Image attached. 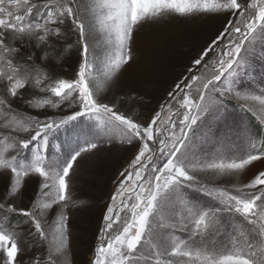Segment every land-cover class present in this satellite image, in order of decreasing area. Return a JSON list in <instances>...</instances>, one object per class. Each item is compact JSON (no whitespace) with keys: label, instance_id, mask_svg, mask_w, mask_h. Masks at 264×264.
<instances>
[{"label":"snow or ice","instance_id":"snow-or-ice-1","mask_svg":"<svg viewBox=\"0 0 264 264\" xmlns=\"http://www.w3.org/2000/svg\"><path fill=\"white\" fill-rule=\"evenodd\" d=\"M93 9L103 13L97 19L104 42L116 49L102 86L94 76L99 44L92 34ZM220 14L227 19L192 61L196 70L176 83L149 119L122 112V98L105 102L102 93L134 60V33L144 23ZM257 41L264 46V0H0V115L7 120L0 131V174L8 176L0 196V264H57L59 256L70 252L67 212L82 203L73 199L70 172L78 158L106 142L102 133L110 130H118L136 151L117 178L88 264H264V138L248 133L247 149L226 162L219 150L197 155L189 135L209 110L226 113V102L245 111L253 99L264 104V93L253 97L239 83ZM73 48L78 61L72 78L51 73L49 56L59 62ZM30 89L43 96L26 100L28 107L67 104L71 114L15 118L14 101ZM83 117H94L100 131L66 155L53 154L54 133ZM237 133L227 128L217 138L209 128L205 139L225 147ZM25 152L31 154L28 162ZM256 164L260 167L239 186L205 183L202 175L240 173ZM31 174L42 178L41 184L29 204L20 207L22 181ZM54 207L59 219L49 222ZM225 215L243 230L228 245L217 246L214 237L225 227ZM12 216L21 219L13 222ZM53 229L58 234L54 248ZM177 230L186 238L175 236Z\"/></svg>","mask_w":264,"mask_h":264},{"label":"rangeland","instance_id":"rangeland-1","mask_svg":"<svg viewBox=\"0 0 264 264\" xmlns=\"http://www.w3.org/2000/svg\"><path fill=\"white\" fill-rule=\"evenodd\" d=\"M40 3L41 0H32ZM91 4L93 0H83ZM94 20L93 36L99 44L97 53L99 59L94 68V76L97 84L103 85L105 76L111 72L112 58L116 56L114 44H106L103 26L99 24L97 17L103 15L99 10L93 9L90 14ZM227 17L225 15H195L191 17L171 16L162 18L156 22L144 23L135 33L132 42L134 60L123 65L117 73L111 86L102 93L105 102L121 99L120 110L126 115H132L138 120H147L161 103L168 99V92L175 88L182 77L189 75L190 69H194L192 61L198 58L216 34L222 30ZM74 39V37H73ZM68 43H72L70 39ZM39 55V52H38ZM39 61V60H37ZM78 52L73 48L62 60L57 62L49 56L46 62L51 73L63 78H72L77 70ZM239 83L250 92L253 97H259L264 93V46L259 41L255 42L248 56L246 73ZM28 95L14 101L16 110L11 115L17 119H26L29 116L44 115H68L73 109L67 104L59 109H34L28 107L25 102L28 99L39 100L43 93L37 89H30ZM195 95V86L193 89ZM227 112L215 114L211 110L193 126L189 133L191 137L192 151L197 155L215 153L218 150L227 157L243 152L249 144L248 133H255L256 137L264 138V104L253 99L248 104L250 111H245L234 102H226ZM247 112V113H246ZM7 120L0 115V131L4 129ZM97 121L94 117H83L76 122L60 128L54 133L56 139L50 144V151L55 154L66 155L76 145L82 142L91 133L100 131L95 127ZM209 128L218 138L225 129L238 130L237 135L232 138L229 146L216 145L215 139H205ZM243 128L246 131H239ZM104 143H99L98 148L90 153L84 154L74 164L70 172V184L73 199L82 201L75 207H70L67 215L70 252L58 257L57 264H88L92 256L93 247L100 223L110 198L117 187V178L120 172L129 164L136 151L134 145L124 143V136L118 130L105 131ZM110 139V142H107ZM215 145V146H214ZM260 141H257V147ZM31 154L23 153L25 162H28ZM259 164L249 167L240 173L215 176L212 173L202 174L205 183L232 186L247 182ZM42 178L31 174L23 178V196L17 201L18 206L24 207L37 193ZM8 185V176L0 174V196H3ZM199 197L200 193L194 194ZM203 202L213 203L209 198ZM49 222L59 219L56 207L48 212ZM13 222L21 219L12 218ZM225 227L214 237L217 246H226L234 235L243 230L242 226L235 224L231 217L225 215L223 218ZM167 232V230H165ZM175 236L186 238V233L176 231ZM52 247L58 242V234L50 233ZM35 251V250H34ZM182 264V262H178Z\"/></svg>","mask_w":264,"mask_h":264},{"label":"trees","instance_id":"trees-1","mask_svg":"<svg viewBox=\"0 0 264 264\" xmlns=\"http://www.w3.org/2000/svg\"><path fill=\"white\" fill-rule=\"evenodd\" d=\"M37 63H40V61H37ZM47 67L49 68V70H51V67L47 64ZM247 113V112H246ZM12 218H17V216H12Z\"/></svg>","mask_w":264,"mask_h":264}]
</instances>
